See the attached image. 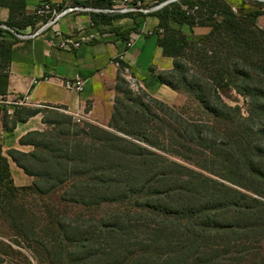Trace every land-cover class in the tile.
<instances>
[{
	"label": "trees",
	"instance_id": "16d2710c",
	"mask_svg": "<svg viewBox=\"0 0 264 264\" xmlns=\"http://www.w3.org/2000/svg\"><path fill=\"white\" fill-rule=\"evenodd\" d=\"M92 3L109 6L110 0ZM180 5L198 6L199 11L187 15L174 6L156 15L163 29L157 45L172 60V70L164 75L171 74L176 83L151 72L170 89L192 95L207 115L206 122L187 118L142 93L158 112L155 115L126 91L131 105L118 99L106 129L90 125L82 137L31 132L20 144L33 151H8L7 156L32 177V185L24 188L36 196L61 190L63 204L122 206L99 219L70 218L55 207L43 213L23 210L16 223L18 235L42 250L49 264H264V61L253 65L260 77L257 86L252 71L229 64L242 78L234 88L247 99L246 118L217 93L216 88L228 85L222 77L228 65L221 66L224 71L217 72L218 77L211 74L220 62L213 52V44L215 48L222 44L220 31L233 39V49L245 45L264 53L255 36L264 39L255 24L264 10L238 7L235 13L228 0H184ZM98 21L106 23L109 18ZM25 23L33 24L30 19ZM171 23L190 31L206 27L209 32L188 36ZM131 30L121 36L126 38ZM3 33L0 29V37ZM11 45L0 40V96ZM188 63L198 65L201 76L193 75ZM24 109H15L12 115L1 110L3 129L10 131L17 122L40 113L22 115ZM7 118L13 119L11 125ZM172 157L180 163L168 159ZM8 187L17 188L0 147V188ZM10 207L0 199L1 212Z\"/></svg>",
	"mask_w": 264,
	"mask_h": 264
},
{
	"label": "crops",
	"instance_id": "0c3cea01",
	"mask_svg": "<svg viewBox=\"0 0 264 264\" xmlns=\"http://www.w3.org/2000/svg\"><path fill=\"white\" fill-rule=\"evenodd\" d=\"M58 8L70 5L93 6V0H52ZM150 3L152 0H142ZM231 5L254 9L241 0H228ZM121 0H110L120 5ZM242 2V3H241ZM8 3V4H7ZM18 3V6L16 5ZM83 3V4H81ZM85 3V4H84ZM10 4L12 9H10ZM8 5V6H7ZM36 0H0V25L10 22L12 30L30 33L42 26L44 20L35 19ZM96 7V6H93ZM91 12H74L44 28L29 40H19L4 30L0 40L12 42L10 60L6 68L7 81L2 87L3 97L8 101H21L22 108L62 109L68 115L94 113L106 94V86L121 72L116 61L126 64L134 74L137 85L151 98L170 106H180L185 96L160 83L153 76L156 71L172 70V61L162 54L157 40L161 37L156 16L112 15L102 23ZM30 19L33 24L25 23ZM256 26L264 32V15L255 18ZM174 29L184 34L198 35L209 32L206 27L192 31L187 26L171 23ZM7 27V26H6ZM132 29L126 38L121 32ZM153 38V39H152ZM131 42L127 46V42ZM78 42L71 48L70 43ZM66 43L69 49L61 46ZM82 82L81 91L67 89L65 82ZM3 112H0V147L8 162L12 183L17 188L30 187L32 177L26 175L8 156L10 150L28 153L31 146L20 144V139L31 132H42L44 123L41 113L17 122L6 131L2 127ZM8 125L13 122L7 118Z\"/></svg>",
	"mask_w": 264,
	"mask_h": 264
},
{
	"label": "rangeland",
	"instance_id": "374dc122",
	"mask_svg": "<svg viewBox=\"0 0 264 264\" xmlns=\"http://www.w3.org/2000/svg\"><path fill=\"white\" fill-rule=\"evenodd\" d=\"M165 0H161V3ZM184 1V0H183ZM183 1L174 2L172 4L166 5L161 9L148 13H135V14H127L133 16H156L157 14L164 11L166 8H174V6L183 7L186 5H180ZM244 3L252 6H256L259 9L264 10V1H250L246 0ZM232 5V10L235 9V13L238 12L237 5ZM154 5L152 4H145L141 6L143 9H151ZM98 7V8H103ZM188 7V6H187ZM199 9L195 11L193 14L189 15H196ZM94 15V19L98 20L100 17L104 16L110 18L112 16L108 13H92ZM96 17V18H95ZM246 30L247 28L243 26ZM160 31V28H158ZM160 35L163 33V29L159 32ZM207 34V33H206ZM206 34H198L195 37L204 36ZM222 35V44L219 46L214 47L213 44V52L217 51V55L219 56L220 62L217 63L215 67H213L211 74L218 77L217 72L222 73L221 66L228 65L227 73H223L224 76V83L228 84L227 87H218L216 88L218 95L222 99V101L230 106V107H238L240 109V114L243 118L247 117L248 111V104L247 99L239 94L234 85H240V81L242 78L237 77L235 74L232 73L231 67L229 64L237 63L239 66H245V70L252 71V79L254 81L253 86H257L256 83L260 81V77L256 76L255 71H253V65H260L262 61H264V53L261 52H254L253 50H248L245 48V45L235 46V43L232 38L228 35ZM194 36V35H193ZM256 38L258 39L257 45L264 48V39L258 33H256ZM153 39V38H152ZM221 43V42H220ZM172 61V60H171ZM188 66L192 68V74L196 76H201L202 71L199 69L198 65L188 63ZM122 68V67H121ZM156 75H163L168 81L175 82L171 76V74H166L167 71H156ZM125 76H131V71L128 73L119 72L115 78L106 86V94L104 100L98 104L96 107V111L94 113L86 114H78V116L73 117V115H68L62 109H50V108H25L21 110L22 115H27L32 111H40L42 120L44 123V130L43 132H48L54 136L62 137L61 135L64 133L69 134H76L78 133L80 137H82V133L87 131V127L97 126L103 129H106L107 124L110 121L111 115L113 113L114 107H119V104H116L118 101H122L124 105H131V102L127 100V95L125 94L126 91L132 93L130 98L133 99L135 97H139L142 102L149 106L152 110V113L155 115L158 112L155 111L153 105L150 103V99L146 98L142 93H145L137 84L136 86H131ZM206 78V76H205ZM176 83V82H175ZM248 84V83H247ZM246 84V85H247ZM250 87V85L248 84ZM183 92V93H182ZM180 92L185 96L184 104L180 106H170L174 107L177 111L183 113L185 117L194 119V120H208L207 115L204 113L201 106L193 99L192 95L188 92L182 91ZM146 94V93H145ZM148 96V95H147ZM150 97V96H149ZM151 98V97H150ZM17 107V106H14ZM19 107V106H18ZM1 110L4 109V105L1 106ZM28 109V110H26ZM0 110V112H1ZM15 111V110H13ZM162 116V115H160ZM161 139V138H160ZM166 144V143H165ZM142 146H144L142 144ZM32 148V147H31ZM33 151V148L32 150ZM30 151V152H31ZM169 160L176 161L180 163V160L177 158H168ZM66 187L63 186L61 189ZM10 189V190H8ZM0 188V199L2 198L3 201L10 203V208H5L4 212L0 211V261H4V264H49L46 260V256L42 250H38L32 244L23 240L21 236L18 235V216H20L23 210L28 212H40L43 213L47 210H51L53 207L58 209L60 212H65L66 215L70 218L73 217H84V218H103L113 210L120 208L122 206L110 205V204H102L97 207L91 208H84L81 206H74L71 204H63L59 201V196L61 194V190H57L51 192L45 197H39L34 194L31 190L26 188ZM83 218V219H84ZM23 223L24 220H21ZM262 248L264 250V242L262 244ZM97 262H91L89 264H95Z\"/></svg>",
	"mask_w": 264,
	"mask_h": 264
},
{
	"label": "built area",
	"instance_id": "2783aa9c",
	"mask_svg": "<svg viewBox=\"0 0 264 264\" xmlns=\"http://www.w3.org/2000/svg\"><path fill=\"white\" fill-rule=\"evenodd\" d=\"M183 1V0H165L161 3V0H152L150 3H144L142 0H121L120 5L115 6L113 4H110L109 6H105L103 8L93 7V6H82V5H70L65 6L63 8H58L56 4L53 3L52 0H36V7L34 11V15L41 20H44V23L42 26L38 27L36 30L30 32V33H18L14 30L0 25V29L8 31L11 33L15 38L19 40H29L33 39L35 36H37L44 28L53 25L57 21H59L62 17L65 15H68L70 13L74 12H91V13H108L111 15H127V14H135V13H142V14H148L154 11H157L161 9L162 7L172 4L174 2ZM246 1V0H241ZM250 1H264V0H250ZM145 4H152L154 5L151 9H143L141 6ZM198 6H194L192 8H188L187 6L183 7V10L186 12L187 15L193 14L195 11H197ZM235 11V9H233ZM161 31V29H160ZM159 31V32H160ZM78 42H72L70 43L71 48L78 47ZM127 46L131 45V42L126 43ZM62 47L69 49L66 45V43L61 44ZM116 65L120 67L121 72L128 73L129 69L127 67H122L118 64L116 61ZM125 79L131 86H136L137 80L134 77L131 76H125ZM65 87L67 89H72L75 91H81L83 84L81 81H67L65 82ZM4 105V112H6L8 115H12L14 112L11 107L13 106H20L21 101L15 100V101H8L5 97L0 96V108ZM1 110V109H0ZM78 116V114L73 115V117Z\"/></svg>",
	"mask_w": 264,
	"mask_h": 264
}]
</instances>
